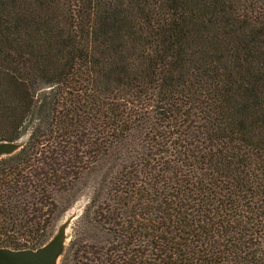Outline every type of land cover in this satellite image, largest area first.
Here are the masks:
<instances>
[{
  "label": "trees",
  "instance_id": "16d2710c",
  "mask_svg": "<svg viewBox=\"0 0 264 264\" xmlns=\"http://www.w3.org/2000/svg\"><path fill=\"white\" fill-rule=\"evenodd\" d=\"M23 137L0 247L87 194L59 264H264V0H0V141Z\"/></svg>",
  "mask_w": 264,
  "mask_h": 264
},
{
  "label": "water",
  "instance_id": "95a60500",
  "mask_svg": "<svg viewBox=\"0 0 264 264\" xmlns=\"http://www.w3.org/2000/svg\"><path fill=\"white\" fill-rule=\"evenodd\" d=\"M23 143L0 141V158L16 152ZM80 209V208H79ZM79 209L72 212L56 227L54 234L43 245L36 248L13 249L0 247V264H59L64 253L67 229L79 215Z\"/></svg>",
  "mask_w": 264,
  "mask_h": 264
},
{
  "label": "rangeland",
  "instance_id": "374dc122",
  "mask_svg": "<svg viewBox=\"0 0 264 264\" xmlns=\"http://www.w3.org/2000/svg\"><path fill=\"white\" fill-rule=\"evenodd\" d=\"M26 140V137H23L21 140H20V142L21 143H24V141ZM86 199H87V194H83L81 197H79V200L74 204V206L72 207V208H70L68 211H66L65 212V214L61 217V219L57 222V224H56V226H55V229H56V227L64 220V218H66L71 212H72V210L74 211V210H76V209H79V212H80V210H81V208H82V205L86 202ZM74 221V220H73ZM73 223V222H72ZM72 225V224H71ZM55 229H54V231L52 232L53 234H54V232H55ZM70 229H71V227H70ZM69 229V227H68V229H67V240H66V245H65V250H66V247H67V245H68V242H69V239H70V230ZM46 233L47 234V232H48V229L47 228H45L43 231H42V233ZM51 233V234H52ZM52 234V235H53ZM51 238V235L49 236V237H47V239L45 240V241H43V243H46L49 239ZM65 250H64V252H65ZM64 254V253H63ZM63 254H62V256H63ZM61 256V257H62ZM60 257V258H61Z\"/></svg>",
  "mask_w": 264,
  "mask_h": 264
}]
</instances>
